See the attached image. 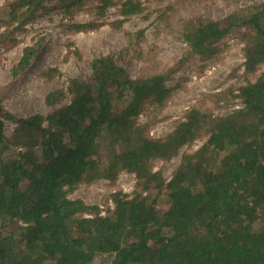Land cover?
I'll return each mask as SVG.
<instances>
[{
  "label": "trees",
  "instance_id": "1",
  "mask_svg": "<svg viewBox=\"0 0 264 264\" xmlns=\"http://www.w3.org/2000/svg\"><path fill=\"white\" fill-rule=\"evenodd\" d=\"M85 1L10 0L0 9V37L22 31L50 3L72 18ZM98 4L104 17L115 3ZM144 11L139 0H121L118 26ZM179 35L187 50L177 64L216 60L230 35L243 43L241 107L215 116L192 106L169 134L152 137L140 121L146 104L163 108L184 81L169 83L171 68L131 77L112 54L92 59L88 79L68 80L67 102L63 91L49 92L46 114L16 116L0 97V264H264V0L222 19L184 18ZM44 45L39 37L23 49L12 78ZM204 137L169 179L154 170ZM121 173L134 176V188L115 190L105 207L69 197L97 180L114 186Z\"/></svg>",
  "mask_w": 264,
  "mask_h": 264
},
{
  "label": "rangeland",
  "instance_id": "2",
  "mask_svg": "<svg viewBox=\"0 0 264 264\" xmlns=\"http://www.w3.org/2000/svg\"><path fill=\"white\" fill-rule=\"evenodd\" d=\"M9 1L0 0V9ZM139 1L145 6V11L128 17L121 26L117 23L122 19L119 14L121 0H114L115 4L104 17H98L96 13L98 0H86L83 8L77 10L72 18L57 9L55 3H50L22 31L0 37V97L5 109L19 117L46 114L51 109L45 101L46 95L52 91H63V102H67L70 99L68 80L88 79L92 59L105 54H112L131 77L168 68L172 69L169 83L182 77L183 85L173 90L163 108L152 102L146 104L140 121L148 122L152 137L162 138L169 134L192 106H201L215 116L226 115L241 107L236 94L237 89L247 82L243 68V43L230 35L225 38L227 47L216 60L210 62L190 56L177 64L187 50L179 35L180 23L189 16L222 19L236 8L262 0ZM72 22H98L101 25L94 30L75 32L66 28V24ZM3 34L5 27L0 24V35ZM39 37L45 38L41 53L26 73L12 78L11 68L19 61L23 49ZM259 71H264V62ZM214 95L220 99H214ZM12 129V123L5 121L8 136ZM205 141L206 137L183 146L169 162L156 163L154 170L169 179L181 155L194 152ZM134 185L132 174L121 173L114 186L106 180H97L79 185L69 193V197L105 207L106 202L110 204L109 197L115 190L130 194Z\"/></svg>",
  "mask_w": 264,
  "mask_h": 264
}]
</instances>
